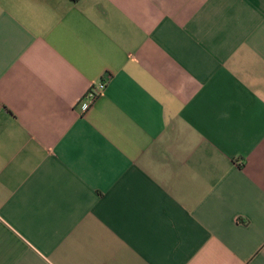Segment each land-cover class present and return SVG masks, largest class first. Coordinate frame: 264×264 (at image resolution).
<instances>
[{
	"label": "crops",
	"instance_id": "1",
	"mask_svg": "<svg viewBox=\"0 0 264 264\" xmlns=\"http://www.w3.org/2000/svg\"><path fill=\"white\" fill-rule=\"evenodd\" d=\"M0 264H264V0H0Z\"/></svg>",
	"mask_w": 264,
	"mask_h": 264
},
{
	"label": "built area",
	"instance_id": "2",
	"mask_svg": "<svg viewBox=\"0 0 264 264\" xmlns=\"http://www.w3.org/2000/svg\"><path fill=\"white\" fill-rule=\"evenodd\" d=\"M106 85L105 83H98L88 91L87 95L80 101V109L83 113L87 112L90 107L95 103L98 96L102 94Z\"/></svg>",
	"mask_w": 264,
	"mask_h": 264
}]
</instances>
